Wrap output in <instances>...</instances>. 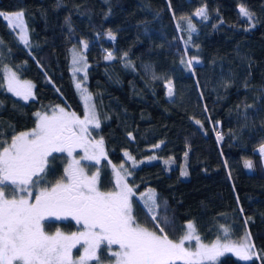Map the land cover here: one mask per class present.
Wrapping results in <instances>:
<instances>
[{"label": "trees", "instance_id": "obj_1", "mask_svg": "<svg viewBox=\"0 0 264 264\" xmlns=\"http://www.w3.org/2000/svg\"><path fill=\"white\" fill-rule=\"evenodd\" d=\"M187 2L205 15L175 18L172 9ZM226 4L244 7L251 18L236 12L228 20ZM21 11L27 47L0 17V139L33 129L35 113L56 106L84 115L69 72V48H81L100 122L91 135L103 140L107 156L92 165L100 188H114L109 162L120 166L142 226L157 231L167 217L174 227L165 233L178 241L192 221L209 244L225 241L228 228L227 241L247 236L259 258L225 254L217 264H264V167L256 152L264 143V0H0V12ZM5 66L33 83V98L6 90ZM53 157L49 184L66 164L64 154ZM147 195L158 205L152 211ZM58 229L74 232L79 225L44 223L47 234ZM101 261L111 260L104 253Z\"/></svg>", "mask_w": 264, "mask_h": 264}, {"label": "snow or ice", "instance_id": "obj_2", "mask_svg": "<svg viewBox=\"0 0 264 264\" xmlns=\"http://www.w3.org/2000/svg\"><path fill=\"white\" fill-rule=\"evenodd\" d=\"M240 12L249 19L252 16L244 7ZM195 15L204 16L205 10L201 8ZM23 16L22 11L14 15L0 12V17L13 29L20 30V40L27 45ZM106 58L111 59V53ZM73 63H77L75 57ZM186 64L191 69L192 60ZM33 87L30 82L21 83L16 73L9 70L10 92L27 100ZM76 87L79 89L80 85ZM172 94L169 82L168 95ZM82 96L86 109L83 119L64 108L53 110L51 115L37 112L32 130L14 134L10 143L0 139V264H102L104 253L113 264H217L225 252H234L245 262L259 258L247 236L240 245L222 243L221 239L205 244L191 222L178 241L165 233V227H174L167 217L160 218L165 227L154 225L157 231L142 226L133 215L130 199L133 191L119 171L116 190L101 191L99 172L88 175L81 166V161L99 163V156L104 154L102 139L95 142L88 139V125L99 128L100 122L91 95ZM77 149L84 153L80 159L74 156ZM259 151L264 153V146ZM54 153H67L72 160L63 176L55 184H49V158L54 159ZM245 166L251 168V162L246 161ZM152 200L148 211L158 207L154 197ZM150 218L158 219L155 213ZM50 220H72L82 230L66 235L58 229L49 235L44 223ZM222 230L227 241L229 229ZM186 241L189 247H185ZM192 241L195 251L191 250ZM78 245L83 253L74 259L73 249ZM114 245L118 246L115 250Z\"/></svg>", "mask_w": 264, "mask_h": 264}, {"label": "rangeland", "instance_id": "obj_3", "mask_svg": "<svg viewBox=\"0 0 264 264\" xmlns=\"http://www.w3.org/2000/svg\"><path fill=\"white\" fill-rule=\"evenodd\" d=\"M257 1H258V0H249V2H257ZM224 8H225L224 16H225L228 20H233V19L235 18V14H236V12H237L239 15L245 17V16L240 12V8H237V9H236V8H234V7H233L232 5H230V4H226V5L224 6ZM197 11H198V10H197V6H196V5H194V4L191 3V2H187V3H185V4L182 5V6H179V7H175V8H173V9H172V14H173V16L176 18V17H178V16H185V15H189V14H195ZM15 13H17V12H14V13H5V14H6V15H14ZM245 18L249 19L248 17H245ZM3 19H4V18H3ZM4 20H5V19H4ZM5 21L8 23L7 20H5ZM23 22H24V19H23ZM8 24H9V23H8ZM9 25L12 26L11 24H9ZM24 28H25V34H26L27 39H28V30H27V27H26V25H25V22H24ZM15 31H16V33H17V35H18L19 41H20L25 47H27V45L24 44L22 40H20V30H19L18 28H16ZM74 57H75L76 60H77V63H75V64L73 63V59H74ZM87 68H88V63H87V61H86V59H85V57H84V55H83V50H82L81 48H77V47H71V48H69V72H70V75H71V78H72V82H73V86H74V88H75V90H76V93H77L79 99L81 100V102H82V104H83V107H84V115H85L86 109H85V106H84V101H83V96H82V94H83V93L90 94L91 97H92V94L88 91L87 86H86V81H87ZM77 69H79V70H77ZM9 70H10L11 72H15V73H16V71H15L12 67H10V66H5V67L2 68V73H3V76H4L5 88H6V90H7L8 92H10V91L8 90V76H9ZM16 76H17V78L19 79V81H20L21 83L27 81V82H30V83L33 85V83H32L30 80L22 79L21 77L18 76L17 73H16ZM77 84L80 85V88H79V89L76 87ZM31 91H32V96H31L29 99L33 98V96H34L33 88H32ZM10 93H11L12 95H14L15 97H18V98H20V99H23V98H21L20 96L15 95L13 92H10ZM23 100H24V99H23ZM27 100H28V99H27ZM92 103L94 104L93 97H92ZM58 108H64V107H62V106H56V107H54V108H51L50 111H48V112H40V113L51 115L52 112H53V110H57ZM64 109H65V111L73 112V111H70V110H68V109H66V108H64ZM95 110H96V108H95ZM76 114H77V113H76ZM77 115H78V114H77ZM84 115H83V116L78 115V116H79L81 119H83ZM36 122H37V118H36ZM93 128H96L93 124H89V125H88V139H89L90 141H92V142H95V141L101 140L100 138H94V137L91 135V131H92ZM31 130H32V129H31ZM29 131H30V130H29ZM10 142H11V140L8 141V143H10ZM4 146H7V144H5ZM262 146H264V143H262L261 145H259V146L257 147L256 152L260 154L261 159H262V162H263V167H264V153H261V152L259 151V149H260ZM0 151H2V148H0ZM103 151H104V154L99 156V163H97L96 160L81 161V166L84 167V170H85V172H86L88 175H92L93 173H95V172L98 171V169H96V168L93 169V166H92V165H94V164H97V165H98V164L101 163L102 160H107V156H106V150H105L104 142H103ZM54 154H55V153H54ZM61 154H64V155L66 156V164H65L64 167H63V174H64V169L67 167L68 163L72 160V157H68V156H67V153H61ZM83 154H84V153H83L82 149H77V150L74 152V156H75L76 159H80V157H81ZM245 162H246V161H245ZM247 162H250V161L247 160ZM109 165H110V167L112 168V174H113V179H114V188H113L112 190H108V191L102 190V189L100 188L101 191H105V192L115 191V190H116V179H117L116 173H117V171L120 172V175H121L123 181H124L125 183L128 184V180H127V178H128L129 175H128L127 170H125L124 168H122V167H120V166L113 165L111 162H109ZM244 167H245V170H246L247 172H251V171H252V167H251V168L246 167V166H245V163H244ZM98 172H99V171H98ZM54 184H55V183H54ZM128 186H129V184H128ZM99 187H100V186H99ZM129 187H130V186H129ZM130 188H131V187H130ZM131 189H132V188H131ZM131 198H132V196H131ZM131 198H130V199H131ZM146 198H147L148 200L152 201V198H151L150 195H147ZM190 222L194 224V222H192V221H190ZM188 223H189V222L186 223V226H187ZM194 226H195V224H194ZM195 228H196V226H195ZM79 230H82V228H81L80 225H79V229L76 230V231H74V232H77V231H79ZM186 231H187V228H186ZM196 232H197V229H196ZM63 233L66 234V235H70V234L73 233V232H63ZM53 234H54V233H53ZM197 234H198V232H197ZM49 235H51V234H49ZM198 235H199V234H198ZM201 241H202V240H201ZM202 242H203V241H202ZM221 242L224 243V242H229V241H221ZM244 242H245V240H244L243 242L235 243V244L240 245V244H242V243H244ZM203 243H205V242H203ZM231 243H234V242H231ZM248 243H249V241H248ZM191 244L193 245V247H192L191 250L195 251V247H194V245H195V241H192ZM205 244H209V243H205ZM185 247H189V242H187V241L185 242ZM117 248H118V246H115V245L113 246V249H114V250L117 249ZM82 253H83V248L80 247V246L78 245L76 249H73V258H74V259H78L79 256H80ZM225 254H230V255H232L233 257H235L236 259L240 260L239 257H238L234 252H225L223 255H225ZM223 255H221V256H223ZM221 256H220V257H221ZM220 257H219V258H220ZM219 258H218V259H219ZM240 261H241V260H240ZM102 264H113V261H110V262H107V263H102Z\"/></svg>", "mask_w": 264, "mask_h": 264}]
</instances>
